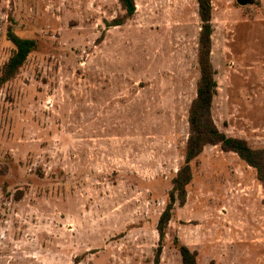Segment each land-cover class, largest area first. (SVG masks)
<instances>
[{"label": "rangeland", "instance_id": "obj_1", "mask_svg": "<svg viewBox=\"0 0 264 264\" xmlns=\"http://www.w3.org/2000/svg\"><path fill=\"white\" fill-rule=\"evenodd\" d=\"M211 119L264 148V0H211ZM0 0V264H152L199 78L196 0ZM159 264H264V190L220 146L191 162Z\"/></svg>", "mask_w": 264, "mask_h": 264}, {"label": "trees", "instance_id": "obj_2", "mask_svg": "<svg viewBox=\"0 0 264 264\" xmlns=\"http://www.w3.org/2000/svg\"><path fill=\"white\" fill-rule=\"evenodd\" d=\"M136 0H118L123 15L111 22H106L109 28L120 27L135 13ZM197 15L200 22V30L197 39V64L199 78L196 83L195 97L188 108L189 134L184 149V161L172 179V187L168 192V202L159 216L156 231L158 233V245L154 251L152 264H159L162 252L165 230L171 220L173 208L178 202L182 206L185 202L186 187L192 180L191 162L196 159L206 146H220L224 152H231L254 169L256 178L264 190V148L253 149L243 139L228 137L220 132L211 119V106L216 94L217 84L213 69L211 53L212 35V6L211 0H196ZM7 38L14 46L13 53L3 66L0 73V85L11 80L19 68L26 61L29 54L36 49V43L31 39H23L11 30L7 32ZM181 264H197L195 254L185 245H179L176 241Z\"/></svg>", "mask_w": 264, "mask_h": 264}, {"label": "water", "instance_id": "obj_3", "mask_svg": "<svg viewBox=\"0 0 264 264\" xmlns=\"http://www.w3.org/2000/svg\"><path fill=\"white\" fill-rule=\"evenodd\" d=\"M236 3L240 6H244L250 3V0H236Z\"/></svg>", "mask_w": 264, "mask_h": 264}]
</instances>
